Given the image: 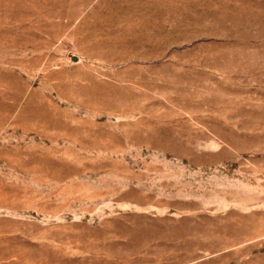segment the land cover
Masks as SVG:
<instances>
[{
  "label": "rangeland",
  "instance_id": "1",
  "mask_svg": "<svg viewBox=\"0 0 264 264\" xmlns=\"http://www.w3.org/2000/svg\"><path fill=\"white\" fill-rule=\"evenodd\" d=\"M0 264H264V0H0Z\"/></svg>",
  "mask_w": 264,
  "mask_h": 264
},
{
  "label": "bare ground",
  "instance_id": "2",
  "mask_svg": "<svg viewBox=\"0 0 264 264\" xmlns=\"http://www.w3.org/2000/svg\"><path fill=\"white\" fill-rule=\"evenodd\" d=\"M129 58V57H128ZM130 59V58H129ZM127 61V60H126Z\"/></svg>",
  "mask_w": 264,
  "mask_h": 264
}]
</instances>
